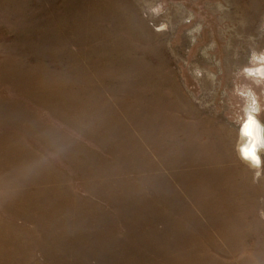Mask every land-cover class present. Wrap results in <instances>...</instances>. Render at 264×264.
I'll return each instance as SVG.
<instances>
[{
	"label": "rangeland",
	"instance_id": "374dc122",
	"mask_svg": "<svg viewBox=\"0 0 264 264\" xmlns=\"http://www.w3.org/2000/svg\"><path fill=\"white\" fill-rule=\"evenodd\" d=\"M261 53L264 0H0V264H264Z\"/></svg>",
	"mask_w": 264,
	"mask_h": 264
},
{
	"label": "clouds",
	"instance_id": "9594fccd",
	"mask_svg": "<svg viewBox=\"0 0 264 264\" xmlns=\"http://www.w3.org/2000/svg\"><path fill=\"white\" fill-rule=\"evenodd\" d=\"M255 67L243 69L244 74L256 84L264 83V53L254 56ZM249 99L241 118L239 145L240 156L253 167L259 168L262 164L259 153L264 150V123L258 118L264 108L258 102L255 94L249 92ZM259 175V173H257Z\"/></svg>",
	"mask_w": 264,
	"mask_h": 264
}]
</instances>
